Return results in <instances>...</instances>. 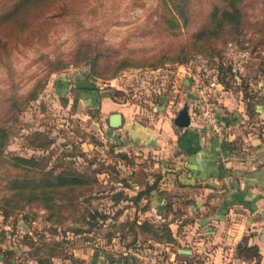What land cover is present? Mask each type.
I'll use <instances>...</instances> for the list:
<instances>
[{"label":"rangeland","instance_id":"374dc122","mask_svg":"<svg viewBox=\"0 0 264 264\" xmlns=\"http://www.w3.org/2000/svg\"><path fill=\"white\" fill-rule=\"evenodd\" d=\"M215 4L219 2L191 1L189 27L170 35L154 25L157 0H77L73 3L76 9L53 19L43 43L16 55L12 73L0 68L2 119L7 104L1 102L11 94L10 86H16L24 101L40 81L37 97L25 103L16 121L9 123L11 132L3 149L5 160L12 156L26 159L24 167H19V179L30 178L26 170L34 164L53 175L81 173L87 178V183L70 184L63 200H55L60 209L52 206L47 211L41 203H33L5 218L0 208V264L43 261L42 244L57 247L58 257H50L47 264H91L93 256V264H120L119 260L121 264H167L160 248L153 251L152 244H130L129 235L123 240L118 237L127 232L125 227L116 231L118 222L133 219L137 212L131 196L153 183L165 168L159 163L160 153L133 151L130 144H123L117 129L108 128L110 105L105 104L103 110L102 98L117 102L131 114L137 112L144 125L161 113L174 118L183 106L192 105L193 111L197 98L184 91L196 95V84L216 103L226 90L230 100L231 96L235 100L252 97L258 86L264 87V0H245L241 8L246 25L240 34L192 51L183 64L127 68L113 78L98 73L108 72L117 56L143 59L160 49L187 45L190 34L205 23ZM96 45L103 54L98 58L92 53ZM57 64L63 67L50 71ZM188 79L193 84L184 82ZM84 80L94 86V92L74 87ZM120 153L125 159L118 157ZM15 173L6 161L0 169L1 184ZM6 192L0 191V197ZM117 192L122 194L119 201L114 199ZM151 201L141 199L138 204ZM152 207L155 212L140 210V216L158 219L160 214ZM91 211L105 214V221L99 219L97 225L89 221ZM129 250L137 257H130Z\"/></svg>","mask_w":264,"mask_h":264},{"label":"crops","instance_id":"0c3cea01","mask_svg":"<svg viewBox=\"0 0 264 264\" xmlns=\"http://www.w3.org/2000/svg\"><path fill=\"white\" fill-rule=\"evenodd\" d=\"M184 82L193 84L189 79ZM226 91L217 100L218 119L224 126L220 135L205 132L192 121L186 127L176 126L174 119L180 110L174 118L161 113L143 125L137 112L131 114L117 102L102 98L103 110L105 104L110 105L107 126L123 135V144H130L133 151L162 155L159 163L166 173L161 190L172 196L170 212L153 191L150 200L154 203L134 206L137 212L133 218L137 215V222L147 219L156 227L164 224L170 229L171 242L137 238L154 245L153 251L160 248L164 263L227 264L235 257L237 245L244 244L255 246L257 264H264V87L258 86L252 97L238 100L233 96L228 99ZM184 93L194 96L189 90ZM187 108L190 116L192 105ZM113 113L121 115L118 128L108 125ZM152 204L160 214H155L158 219L140 216V210L155 212ZM129 255L137 257L136 252Z\"/></svg>","mask_w":264,"mask_h":264},{"label":"trees","instance_id":"16d2710c","mask_svg":"<svg viewBox=\"0 0 264 264\" xmlns=\"http://www.w3.org/2000/svg\"><path fill=\"white\" fill-rule=\"evenodd\" d=\"M191 1L193 0H157V5L154 9L157 17L154 25L157 30L170 35H178L181 33V29L188 28L191 21ZM217 1L219 5L215 4L212 6L207 14L205 23L190 34L187 45H178L173 49H160L158 52L143 59H132L126 56H120L119 58V56H117L112 58L113 60L109 63L111 65L110 68H108V66L106 67L108 68V72L98 74L113 78L127 68L148 67L150 69H156L168 63L183 64L189 59L192 51H200L202 46L205 47L212 41L223 40L226 42V36L240 34L246 25L241 8L245 0ZM75 2H77V0H0V68H2L6 74L12 73L13 59L16 55L22 53L26 47L32 48L33 46L36 47L43 43L42 41L48 38L51 31L53 19L61 17L76 9L75 5H73ZM97 47L96 45V52H92L96 54L95 58L103 55L99 53L100 51ZM52 67L53 68L50 67V71L58 70L63 66L62 64H57ZM39 82L40 81H37L32 87L24 101L22 97L17 94L14 88L16 86L11 85L9 91L11 94L6 96L7 100L5 99L1 102L2 105L7 104V109L2 113L3 119L0 117V169L1 165L5 164L7 161L13 170L16 171L13 178L5 185L1 184L2 181H0V191H4L5 189L8 191L3 193L0 197V208L5 218L9 217L15 211L20 213L23 211L24 205L33 203H41L43 209L47 211H50L52 206H56L60 209L61 206H59L58 202L56 203L55 200H63L62 197L70 184L87 183V178L84 174L74 173V175H69L66 172H61L53 175L52 171H44L42 167L35 164L26 170V174H29L30 178L23 181L19 179L18 170L20 166L24 167L26 159L12 156V158L5 160L3 149L7 144L11 132V124L9 123L16 121V115L25 103L37 97ZM81 91L92 93L95 89H82ZM97 107H99V104H97ZM194 107L195 106H193V108ZM202 130L208 132L206 129ZM118 157L125 159L126 156L120 153ZM165 173L166 172H161L156 174L153 183L131 196L130 201L134 203L132 205L137 207L138 201L141 199L150 200L151 193L155 191L157 192L158 200L165 201L164 208L166 212L169 213L170 199L172 196L165 190H161L162 184L160 188L158 185L159 182H162ZM157 178L158 182L156 185ZM114 195L115 200H121L120 196L122 194L120 192ZM113 206L115 207L116 204ZM117 215H119V213ZM51 217L50 215L47 219L50 220ZM106 217L105 214L91 211L89 221L97 225L99 219L105 221ZM93 219H96V221L94 220L93 222ZM137 219L138 216L135 215L133 219H127L125 222H118V230H116L118 233L121 231L120 228H127V232L118 236L120 240H123L124 238L122 237L126 235L131 237L130 244H145V241L142 240L140 242L137 240L138 235L143 238L149 237L156 241L171 242L173 240L171 231L166 225L160 224V226L156 227L147 219L142 222H137ZM55 246L53 247L52 244H42L41 249L45 251L46 258L43 261L39 260L40 258L36 259V264H47V259L50 257H58L57 247ZM234 258L243 261H254V264H257L259 253L255 246L249 247L244 244H239L235 249Z\"/></svg>","mask_w":264,"mask_h":264},{"label":"built area","instance_id":"2783aa9c","mask_svg":"<svg viewBox=\"0 0 264 264\" xmlns=\"http://www.w3.org/2000/svg\"><path fill=\"white\" fill-rule=\"evenodd\" d=\"M197 89V105L190 113L192 123L200 128L211 131L214 134H221L224 130L223 123L220 122L217 115V103L209 96V94L201 88L200 84H196ZM209 131V132H210ZM227 264H241L237 259H230Z\"/></svg>","mask_w":264,"mask_h":264},{"label":"water","instance_id":"95a60500","mask_svg":"<svg viewBox=\"0 0 264 264\" xmlns=\"http://www.w3.org/2000/svg\"><path fill=\"white\" fill-rule=\"evenodd\" d=\"M75 88L79 89H93L94 86L90 84L88 81L84 80L79 83H74ZM196 98V95L193 96ZM122 124L121 115L119 113H113L108 118V125L112 128H118ZM174 124L179 127H186L189 124V114L187 106H183V108L178 112L176 118L174 119Z\"/></svg>","mask_w":264,"mask_h":264}]
</instances>
